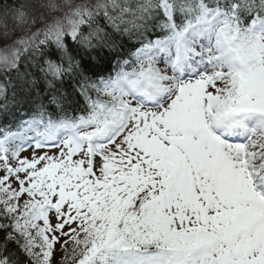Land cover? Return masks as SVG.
I'll use <instances>...</instances> for the list:
<instances>
[{"label":"snow or ice","instance_id":"6c2138e0","mask_svg":"<svg viewBox=\"0 0 264 264\" xmlns=\"http://www.w3.org/2000/svg\"><path fill=\"white\" fill-rule=\"evenodd\" d=\"M0 264H264V0H0Z\"/></svg>","mask_w":264,"mask_h":264}]
</instances>
